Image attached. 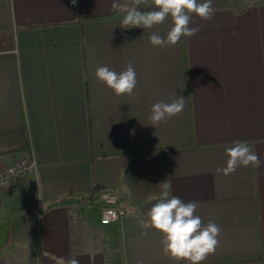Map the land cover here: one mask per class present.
Listing matches in <instances>:
<instances>
[{
	"label": "crops",
	"instance_id": "crops-1",
	"mask_svg": "<svg viewBox=\"0 0 264 264\" xmlns=\"http://www.w3.org/2000/svg\"><path fill=\"white\" fill-rule=\"evenodd\" d=\"M113 2L0 0V171L37 162L0 189V224L12 221L0 263L189 264L165 255L162 233L141 224L167 179L170 197L196 201L202 224L220 228L201 264H264V0H213L210 20L192 15L197 35L163 48L149 37L166 38L171 17L121 28L132 0ZM129 63L133 95L95 76ZM177 96L184 110L150 125L152 105ZM236 141L260 164L224 175L217 169ZM104 189L128 211L108 226L91 203Z\"/></svg>",
	"mask_w": 264,
	"mask_h": 264
},
{
	"label": "clouds",
	"instance_id": "clouds-1",
	"mask_svg": "<svg viewBox=\"0 0 264 264\" xmlns=\"http://www.w3.org/2000/svg\"><path fill=\"white\" fill-rule=\"evenodd\" d=\"M148 0H132V7L124 8L126 12L121 28L140 27L151 29L156 25L164 23L171 17L172 27L166 38L153 33L149 41L153 46L170 47L176 45L182 37L191 38L200 31L192 25V15L195 14L201 20H210L215 9L213 0H152L153 10L141 11L139 5L147 4ZM75 4L76 0H72ZM113 8L118 9L120 5L113 2ZM95 76L111 88L117 96L133 95L138 83L135 68L129 63L126 69L120 73L110 70L106 66L96 69ZM185 107V97L177 96L170 103L163 101L152 105L150 121L152 126H158L161 122L179 115ZM228 160L226 166L217 169L224 175H229L240 166H259L258 155L247 144V142L236 141L233 146L226 148ZM161 189V198L148 211L147 222L141 221L145 227H151L163 235V252L175 261H188L189 264H201L208 255L214 254L218 245L220 228L214 222L206 226L202 224L201 218L196 215L198 203L196 201L185 202L176 196L170 197L171 184L167 179L158 184ZM60 264H65L63 260ZM67 264H79L78 260L72 259Z\"/></svg>",
	"mask_w": 264,
	"mask_h": 264
},
{
	"label": "built area",
	"instance_id": "built-area-1",
	"mask_svg": "<svg viewBox=\"0 0 264 264\" xmlns=\"http://www.w3.org/2000/svg\"><path fill=\"white\" fill-rule=\"evenodd\" d=\"M78 2L79 0H76V3L73 4L72 0H69V4L72 7H76ZM35 169H37L36 160L28 158H22L13 164L5 166L0 171V189L10 186L14 179L23 178L29 173H32ZM99 197L103 203L101 214V223L103 225L119 222L128 214V211L119 204V194L117 190H101Z\"/></svg>",
	"mask_w": 264,
	"mask_h": 264
},
{
	"label": "water",
	"instance_id": "water-1",
	"mask_svg": "<svg viewBox=\"0 0 264 264\" xmlns=\"http://www.w3.org/2000/svg\"><path fill=\"white\" fill-rule=\"evenodd\" d=\"M11 226H12L11 220H8L0 224V249L3 248L9 240L11 234Z\"/></svg>",
	"mask_w": 264,
	"mask_h": 264
},
{
	"label": "trees",
	"instance_id": "trees-1",
	"mask_svg": "<svg viewBox=\"0 0 264 264\" xmlns=\"http://www.w3.org/2000/svg\"><path fill=\"white\" fill-rule=\"evenodd\" d=\"M83 20H81V22H82ZM77 201H79L78 200V198H76V197H73V198H71V199H64V200H62V201H60L59 203H55L54 204V206L55 205H61V204H72V203H77ZM91 203L92 204H95V205H97V206H100V208H102V206H103V204L100 202V200L98 201V200H95V199H93V200H91ZM110 225H112V224H110ZM105 226H108V225H105ZM120 240V239H119ZM121 255H122V251H121ZM118 264H119V262H117ZM125 263V261H124V259L122 258V261H121V263L120 264H124Z\"/></svg>",
	"mask_w": 264,
	"mask_h": 264
},
{
	"label": "rangeland",
	"instance_id": "rangeland-1",
	"mask_svg": "<svg viewBox=\"0 0 264 264\" xmlns=\"http://www.w3.org/2000/svg\"><path fill=\"white\" fill-rule=\"evenodd\" d=\"M5 249H6L5 247L1 248L0 253H2V251H4Z\"/></svg>",
	"mask_w": 264,
	"mask_h": 264
}]
</instances>
